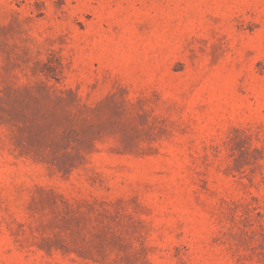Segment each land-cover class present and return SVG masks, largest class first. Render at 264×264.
I'll list each match as a JSON object with an SVG mask.
<instances>
[{
  "label": "rangeland",
  "instance_id": "1",
  "mask_svg": "<svg viewBox=\"0 0 264 264\" xmlns=\"http://www.w3.org/2000/svg\"><path fill=\"white\" fill-rule=\"evenodd\" d=\"M0 264H264V0H0Z\"/></svg>",
  "mask_w": 264,
  "mask_h": 264
}]
</instances>
